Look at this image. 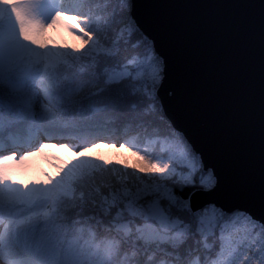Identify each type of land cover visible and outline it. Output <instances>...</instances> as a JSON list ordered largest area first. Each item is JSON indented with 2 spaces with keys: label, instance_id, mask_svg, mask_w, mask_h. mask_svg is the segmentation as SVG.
Instances as JSON below:
<instances>
[{
  "label": "snow or ice",
  "instance_id": "6c2138e0",
  "mask_svg": "<svg viewBox=\"0 0 264 264\" xmlns=\"http://www.w3.org/2000/svg\"><path fill=\"white\" fill-rule=\"evenodd\" d=\"M134 6L0 0V264H264V0L170 5L197 10L170 54ZM209 10L219 46L193 56ZM192 109L210 116L219 166L173 118ZM101 145L127 146L133 174L90 154ZM55 149L63 163L32 174Z\"/></svg>",
  "mask_w": 264,
  "mask_h": 264
},
{
  "label": "water",
  "instance_id": "95a60500",
  "mask_svg": "<svg viewBox=\"0 0 264 264\" xmlns=\"http://www.w3.org/2000/svg\"><path fill=\"white\" fill-rule=\"evenodd\" d=\"M233 3L234 0H135L133 9L134 16L145 28L156 37V45L160 52L170 54L171 48L177 40V27L182 25L186 17L197 10L184 7H170L173 4H190V3ZM259 6L260 0H253ZM227 12V9L222 10ZM167 16L168 23L164 26L157 22ZM215 23V10H209L205 16L199 32L195 34L192 40L191 52L193 56H199L202 42L208 41L210 47L209 54H214L219 42L212 44L208 31L209 27ZM161 95L167 100L168 93L162 91ZM173 118L180 127L185 128L188 134L193 138L197 147L205 153V161L209 164H217L218 160L215 154V148L210 138L202 133L211 127V119L207 111L202 109H192L187 115L172 112ZM219 166V165H218ZM228 173L222 171V178H226Z\"/></svg>",
  "mask_w": 264,
  "mask_h": 264
},
{
  "label": "rangeland",
  "instance_id": "374dc122",
  "mask_svg": "<svg viewBox=\"0 0 264 264\" xmlns=\"http://www.w3.org/2000/svg\"><path fill=\"white\" fill-rule=\"evenodd\" d=\"M47 32L48 35L54 39L55 43L59 44L61 47L64 46L65 42L69 45H79V41L76 40L74 36L68 31H64L63 29H61L60 33H57L53 29L49 28ZM49 43H52V41L50 40ZM121 143L123 142L121 141ZM95 151L97 153H105L106 157H104L103 155L105 159L126 161L129 165V167H127L126 169L118 166V171H121V173L133 170L130 165L139 162L137 157L132 155V152L128 149L127 146H125V148L123 149H120L118 146L116 148H98ZM154 154L157 153L154 152ZM67 155L68 154L61 152L59 149H55L46 152L42 156L34 157L27 163L29 165L30 172L34 175H39L42 171L51 173L55 171L54 166L62 164L63 161L67 158ZM106 176H108V174H106ZM248 255H252V253L249 252Z\"/></svg>",
  "mask_w": 264,
  "mask_h": 264
},
{
  "label": "trees",
  "instance_id": "16d2710c",
  "mask_svg": "<svg viewBox=\"0 0 264 264\" xmlns=\"http://www.w3.org/2000/svg\"><path fill=\"white\" fill-rule=\"evenodd\" d=\"M111 140L124 142L125 140H133V137H132V135L125 136L122 132H114V134L111 137ZM133 142H135V141H133ZM139 146L141 147V149L145 147L144 144H140ZM101 148H106V146L101 145V147L99 149H101ZM95 150L96 149H93L90 154L91 155H102V156L104 155V157H106L105 153H100V152L97 153ZM148 151L153 152V153L156 152L157 154L161 153V149L159 147L154 146V145L153 146H148ZM121 174L122 175L123 174L132 175L133 174V170H130V171H127V172H124V173H121ZM105 179L111 180V176L110 175L105 176Z\"/></svg>",
  "mask_w": 264,
  "mask_h": 264
}]
</instances>
